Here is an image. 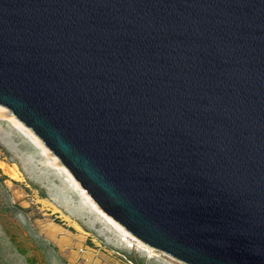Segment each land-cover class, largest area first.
Instances as JSON below:
<instances>
[{
  "label": "water",
  "instance_id": "1",
  "mask_svg": "<svg viewBox=\"0 0 264 264\" xmlns=\"http://www.w3.org/2000/svg\"><path fill=\"white\" fill-rule=\"evenodd\" d=\"M0 104L150 247L264 264V0H0Z\"/></svg>",
  "mask_w": 264,
  "mask_h": 264
},
{
  "label": "rangeland",
  "instance_id": "2",
  "mask_svg": "<svg viewBox=\"0 0 264 264\" xmlns=\"http://www.w3.org/2000/svg\"><path fill=\"white\" fill-rule=\"evenodd\" d=\"M2 112L0 164L18 166L23 180L0 167V264H185L97 208L33 131Z\"/></svg>",
  "mask_w": 264,
  "mask_h": 264
},
{
  "label": "bare ground",
  "instance_id": "3",
  "mask_svg": "<svg viewBox=\"0 0 264 264\" xmlns=\"http://www.w3.org/2000/svg\"><path fill=\"white\" fill-rule=\"evenodd\" d=\"M4 107H6V106H4ZM3 107V108H4ZM9 109V108H8ZM3 111V110H2ZM1 111V112H2ZM5 111L7 112V108L5 109L4 108V112H2L3 114H5ZM0 112V113H1ZM12 112V111H11ZM1 115V114H0ZM31 131H33L32 129H31ZM36 137H37V141L41 144V145H43L48 151H51L45 144H44V142L41 140V138L40 137H38L34 132H32ZM52 153V152H51ZM56 160H57V162H59V158L56 156ZM0 167L4 170V172L7 174V175H9L11 178H13V179H15V180H17V181H22L23 180V174L21 173V171L19 170V168H18V166H16V165H9V164H7V163H1L0 164ZM69 175L72 177V179L76 182V184L79 186L80 184L73 178V176H72V174H71V172L69 171ZM88 194V193H87ZM88 197L90 198V199H92L91 197H90V195H88ZM93 200V199H92ZM97 208H100L99 206H97ZM101 209V208H100Z\"/></svg>",
  "mask_w": 264,
  "mask_h": 264
}]
</instances>
